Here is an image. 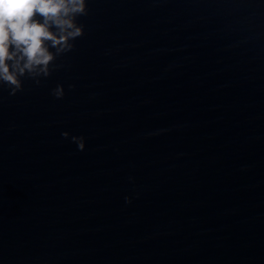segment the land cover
I'll return each instance as SVG.
<instances>
[{"label":"water","instance_id":"obj_1","mask_svg":"<svg viewBox=\"0 0 264 264\" xmlns=\"http://www.w3.org/2000/svg\"><path fill=\"white\" fill-rule=\"evenodd\" d=\"M87 7L62 67L0 88V264H234L264 162V0Z\"/></svg>","mask_w":264,"mask_h":264},{"label":"clouds","instance_id":"obj_2","mask_svg":"<svg viewBox=\"0 0 264 264\" xmlns=\"http://www.w3.org/2000/svg\"><path fill=\"white\" fill-rule=\"evenodd\" d=\"M88 11L87 0H0V88L14 96L23 91L24 79L39 85L62 67L56 61L84 35L78 18ZM52 95L63 98V86L57 85ZM72 141L84 150L83 137Z\"/></svg>","mask_w":264,"mask_h":264}]
</instances>
